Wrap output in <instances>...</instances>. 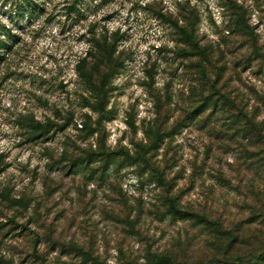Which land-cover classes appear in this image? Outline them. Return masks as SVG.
Returning a JSON list of instances; mask_svg holds the SVG:
<instances>
[{"label":"rangeland","instance_id":"374dc122","mask_svg":"<svg viewBox=\"0 0 264 264\" xmlns=\"http://www.w3.org/2000/svg\"><path fill=\"white\" fill-rule=\"evenodd\" d=\"M260 253L264 0H0V264Z\"/></svg>","mask_w":264,"mask_h":264},{"label":"trees","instance_id":"16d2710c","mask_svg":"<svg viewBox=\"0 0 264 264\" xmlns=\"http://www.w3.org/2000/svg\"><path fill=\"white\" fill-rule=\"evenodd\" d=\"M159 15L161 17H163L164 19H166L171 25L176 27L187 40L192 41L190 34L188 33V31L184 27L180 26L176 21L165 17L162 13H159ZM252 124L255 125V123H252ZM263 256H264V253H260V255H258L256 258L253 259V263L251 261H248V264H260V261H261ZM165 259L167 260L168 257H166V256L156 257L155 258V264H158L159 262H161L162 260H165ZM237 260L240 261V259H237Z\"/></svg>","mask_w":264,"mask_h":264}]
</instances>
